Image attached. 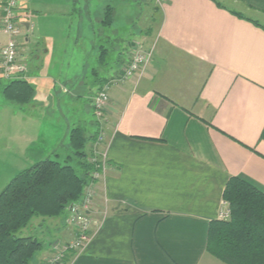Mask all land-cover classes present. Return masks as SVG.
I'll list each match as a JSON object with an SVG mask.
<instances>
[{
  "label": "crops",
  "instance_id": "crops-1",
  "mask_svg": "<svg viewBox=\"0 0 264 264\" xmlns=\"http://www.w3.org/2000/svg\"><path fill=\"white\" fill-rule=\"evenodd\" d=\"M229 1L234 8L220 0L158 4V15L144 17L141 39L130 41L99 78L98 90L109 87V105L97 120L109 156L107 175L96 185L106 216L68 264H226L207 244L210 224L225 207L229 180L242 178L264 192V0ZM54 2L69 10L75 4L21 0V18L29 27L20 41L30 48L27 80L36 101L6 111V126L11 119L17 123L23 154H40L36 162L57 154L60 145L70 148L74 128L37 121L38 109L40 115L56 113L42 111L37 100L43 90L51 100L64 93L79 97L65 87L74 85L92 55L80 61L81 71L69 73L68 58L74 61L76 49L69 41L71 15L30 13L41 11L33 5ZM103 19L98 15L96 21L106 27ZM7 40L0 32V47ZM136 43L152 51V58L143 74L125 78ZM68 217L66 211L31 221L29 233L34 230L46 245L32 264H50L54 249L74 239Z\"/></svg>",
  "mask_w": 264,
  "mask_h": 264
},
{
  "label": "trees",
  "instance_id": "trees-1",
  "mask_svg": "<svg viewBox=\"0 0 264 264\" xmlns=\"http://www.w3.org/2000/svg\"><path fill=\"white\" fill-rule=\"evenodd\" d=\"M115 10L107 6L103 24L114 25ZM238 15H242L238 13ZM130 46V45H129ZM128 46V47H129ZM100 61L106 63L108 49L103 46ZM8 99L22 104L32 101L35 89L27 79L8 81L3 88ZM84 128L69 133L70 149L79 158L80 170L69 162L48 156L15 175L0 192V264H32L44 248V241L29 233H18L35 217L54 218L64 214L83 195L94 165L88 144L98 138ZM70 155L67 161L72 160ZM224 200L230 209L228 219L213 220L207 250L226 264H264V192L248 181L229 180Z\"/></svg>",
  "mask_w": 264,
  "mask_h": 264
},
{
  "label": "rangeland",
  "instance_id": "rangeland-1",
  "mask_svg": "<svg viewBox=\"0 0 264 264\" xmlns=\"http://www.w3.org/2000/svg\"><path fill=\"white\" fill-rule=\"evenodd\" d=\"M68 1L71 3L73 2V0ZM220 1L231 8L235 7L232 1ZM74 2L75 4L72 3L73 5L70 10L58 7V3L54 2V4L47 3L53 5H43L42 7L39 5H33L35 6L33 7L35 10L39 9L41 11H30L31 15H71V19L69 20L71 25L69 41L70 45L73 43L76 49L74 61L72 60L71 55L68 58V71L70 74L77 70L81 71L80 61L85 63L86 55L88 56V54L91 55L92 53L87 60L85 68L80 72L78 80L74 85L68 84L67 87H65L67 90H73V92L78 94L79 97L72 98L71 94L64 93L60 98L54 97L51 100L49 93H47L46 90H43V97L37 100L38 107H42V111L54 108L56 113L54 116H50V114L45 115L44 111V114L40 115L41 110L38 109L39 115L37 114V121H55V123L63 124V126L71 124L72 127L84 128L88 135H98L97 132L99 131V125L97 120L99 121V119H97L95 114L92 104L93 99L91 101L89 97L92 93H94L93 97L97 93L99 78L104 76L106 70H108L110 66L118 63L120 52L122 51L124 53V50L128 48L130 41L141 39V28L143 27V24H145L144 17L145 15H149V13H151V15H158L155 12L158 3L156 0H74ZM108 5H111L114 8V15H118L119 17L117 16L113 26L106 28L100 26L96 19L98 15H105ZM46 26L47 24L44 23L43 27ZM30 34L32 35L31 37L33 41H39L37 33ZM138 44L139 43H136L135 46ZM101 46L108 49V54L106 55L107 62L104 64L98 60V56L101 55ZM7 84V80H0V192L15 175L33 166L36 163L37 158L40 157V154L37 156L36 154L34 155V153H28L26 158L23 154L24 139L21 136L22 132H20L17 127V123L15 126L13 119H11V124L6 126L7 119L10 118V115H8L6 111L13 109L12 107H15L16 110L21 109L22 106L25 107L24 104L8 99L5 96L3 88ZM33 101H36V96L33 98ZM33 101L32 103H34ZM9 102L12 104H9ZM74 103L77 104L75 105ZM16 105L19 106L17 107ZM26 107H29L28 103L26 104ZM28 110L30 111L31 109ZM104 115L101 119L104 118ZM29 134H34V130H29ZM94 147V143L88 144L89 151L92 152L91 155H93ZM27 152H29V149ZM54 153L59 155L55 158L60 162H69L76 167V169L80 170L78 163L79 158L68 146L60 145ZM70 155H72L73 159L67 161ZM31 228L32 227L29 226L28 230L27 228L22 229L18 235H29V229ZM30 232L33 235H36L34 230H31ZM52 241L53 240H51V242ZM62 245L59 246V249ZM45 247L46 245L44 244V248ZM59 249L56 251L55 248L51 257H53ZM74 253V251L68 252L60 262H57V264H68L69 259H71L73 256L72 254ZM48 263H50V261H48Z\"/></svg>",
  "mask_w": 264,
  "mask_h": 264
},
{
  "label": "built area",
  "instance_id": "built-area-1",
  "mask_svg": "<svg viewBox=\"0 0 264 264\" xmlns=\"http://www.w3.org/2000/svg\"><path fill=\"white\" fill-rule=\"evenodd\" d=\"M164 5L168 0H156ZM21 0H4L0 32L8 37L6 44L0 47V76L8 81L28 79L30 48L26 42L20 41L24 35L26 24L21 18ZM152 58V51L146 50L142 44L133 47L129 54V61L123 70V77L130 78L141 75L146 70ZM108 85L103 86L93 97V105L97 118L100 120L109 105ZM106 137L101 132L95 143L93 155L89 161L94 165L90 172V181L84 188L81 199L73 203L68 209L69 223L76 230L75 238L59 247L57 253L50 256V264H57L70 251L78 252L91 241L94 229L105 218L97 201L96 185L102 181L108 172L109 156L104 147ZM224 209L220 212V219L230 217V209L224 202ZM102 213V214H101Z\"/></svg>",
  "mask_w": 264,
  "mask_h": 264
},
{
  "label": "water",
  "instance_id": "water-1",
  "mask_svg": "<svg viewBox=\"0 0 264 264\" xmlns=\"http://www.w3.org/2000/svg\"><path fill=\"white\" fill-rule=\"evenodd\" d=\"M26 26H27V27H29V25H28V24H26Z\"/></svg>",
  "mask_w": 264,
  "mask_h": 264
}]
</instances>
